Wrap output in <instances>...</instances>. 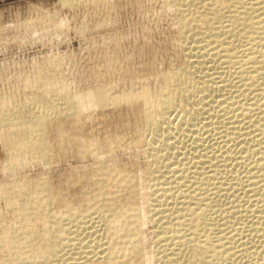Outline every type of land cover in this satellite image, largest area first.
Segmentation results:
<instances>
[{"label":"bare ground","instance_id":"1","mask_svg":"<svg viewBox=\"0 0 264 264\" xmlns=\"http://www.w3.org/2000/svg\"><path fill=\"white\" fill-rule=\"evenodd\" d=\"M163 1L166 3V5H170L172 8L175 9V11L178 12L179 18L181 20H183V18L186 17V15L189 16V15L193 14V15H197V16H194L195 19H197V21H200L202 19V17H203V19H205V18L208 19V21H206L207 23H205V25L203 24V21H201L200 22V23H202L201 25H204V26L203 27L199 26L200 28L199 27L198 28L197 27L192 28V27H190L189 24L185 25V22L181 21V35H183V40H184V42L183 41L182 42L184 43L186 50L189 51V54H187L189 56L188 57L189 62H187L186 67H183L180 70L177 69L178 71H172V73H170L171 81H174L176 88H177L176 97H173V96L171 97V96L166 95V97L160 103L161 108L159 107L160 110L157 113L153 112L152 110H144L145 118H144L143 123L140 125L141 130L138 132V136L136 137V139H134V142H133V143H136V145H143V143L144 144L147 143L148 148L150 150V153H149L150 157H152V160H153L152 164L154 165L152 167L153 169H151V171L154 170V168L156 167L155 170H158V172H161L159 170H161V168L163 166H165L164 159L167 158L170 162H175V159H176L175 163H177V159L178 160L181 159L180 157L174 158V155L176 154V149H178V147L182 146V144H180V143H179L180 146H178L177 142H174V143L172 142V139L174 140V138H175V136H173V133L175 130L179 129V127H181V126H188L191 124H192V126H194L195 123L196 124H197V122L199 123V121H201L200 120L201 118H199V117H200L201 113H204V112L206 113L207 109L205 110V107H207L208 105L217 104V106H220V108L224 107V106L225 107L231 106V105H227V104H231L229 101H231L232 99L230 97L227 98L228 96L224 97V96H226V94H224V92L228 91V88H230V86H228V85L232 81V79L229 78L230 75H229V77L227 75L228 70H230L232 68L239 69V72H238L239 74L236 73V75L238 74L239 75L238 78H240V81L242 80L241 81L242 82L241 85L243 84L242 87L249 94H250V92L248 90L251 91L254 88H256V90L254 89L253 93H256L254 91H258L260 93L259 94V100H257L256 103H254V104L252 103L253 105L249 104V103H251L250 101H249V103H247V104H249V106L247 104L245 105L243 102H238L239 113H238V115L235 114V117H236V118L234 117L235 120L238 119L237 121L239 122L240 119L238 117H240V118L242 117L243 119L245 117V122H246V119L249 120L248 117L253 113V111L258 110V112H259L260 110L261 111L264 110V87L259 88V86H260L259 84H261V83H259V81L263 80V79H261L262 78L261 75H262V72L264 69V0H163ZM81 3H82V0H61L62 5H71V6L77 7ZM71 8H73V7H71ZM49 18H50V16H49ZM57 20H59V19H57ZM48 21L50 23V26L48 28H44V30L48 33L52 32V31H53V33L54 32L58 33V30H59L61 23L59 22L60 25H57L55 23L54 24L52 23L53 20L52 21L48 20ZM54 21H56V20H54ZM56 23H57V21H56ZM21 28H23V27H21ZM42 29L43 28H41V31H43V33H44V30H42ZM39 36H41V35H39ZM31 38H33V37H31ZM184 45H182V46H184ZM56 62H54V64H56ZM36 68L38 70V67H36ZM32 70H33V68H32ZM6 72L9 73V71H6ZM232 73H235V72L232 71ZM38 74H40V69L38 70ZM0 75H1V73H0ZM52 75H53V73H52ZM17 76H19V75H17ZM44 77L45 78H43V76L38 77L39 80L42 82V84H44V89L41 90V92H39L35 89L36 90L35 92H39V93L33 92L32 96H31L32 98H30L31 104L29 103L30 101L28 100V102H26V103H29V104H23V105H20L19 107L17 106V108H14V109L11 108L12 111L11 112L9 111L10 113L5 112V114L4 113L0 114V140H1V143L3 144V147H5L4 149H6V153L7 152L9 153L8 154L9 156L7 155L9 158L7 159V161L5 160L7 162V163H5L7 165L5 171H7V169H10V171L16 170L19 168L22 169V166L24 168V165H26L28 163L30 165V160H36V162L39 160V162L42 161V163H43V161H45V159L51 154V152L53 150H58V151L62 150L64 155H66V156L68 155V153L73 152L76 149L78 151V154H80V155H83V153L86 154V152H88V153L99 156L101 154L103 155L104 151H108V150L111 151L113 149H116V146H122L123 145V138L120 136L121 134L118 135V134L113 133L111 135V134L107 133L104 136L105 138L103 140L100 139V137L98 135L94 136V137H89L86 135H83L82 137L80 135L74 136L73 132L75 130H77L76 125H79V123L82 121V118H81L82 114H78L77 112L72 114L69 112L70 110H68L70 115H66V119H69V118L74 119L75 118V120L71 121L72 126L65 127V125L63 124L64 121L61 119L63 103H61V100H62L61 99L62 98V92H61L62 84H61L60 78H62V77H60V78H52V77L46 78V76H44ZM35 79L33 80V78H32V80H30V76H28V78H25L24 79L25 81H23V82L25 85H31V87H32L33 83H35V82L37 83L39 81L38 79L37 80H35ZM234 79H235V77H234ZM47 80H49V81L53 80L54 82L51 84H48ZM15 84H17V83H15ZM240 87L239 88L237 87V88L240 89ZM235 92H233V93H235ZM230 93H232V92H230ZM109 94H108L107 100L110 99ZM87 96H89V95H87ZM104 96H105V94H104ZM102 97H103V95H102ZM106 97H107V95H106ZM240 97H243V94H240ZM233 98H235V97H233ZM1 99H2V101H6L5 98L4 99L0 98V100ZM27 99H29V98H27ZM177 99H181L180 101H182L185 104V106L183 107V110H181L182 108H179V106H178L179 103L176 101ZM175 101L178 103V105L176 104ZM251 101H253V100H251ZM4 103L7 104L8 102L7 103L4 102ZM235 103H237V102H235ZM232 104H234V103H232ZM28 105L33 106L34 109L31 110L33 107L32 108L30 107L31 108L30 109L28 107ZM2 106L4 107V104H2ZM5 106H7V111H8V108L11 107V105L9 103ZM188 106H192V109H189ZM185 107L188 108V109L186 108L187 111L185 110ZM102 108H104V107H102ZM220 108H217V109H220ZM232 108L230 107L231 110H232ZM173 109L176 110L174 113L177 115L173 116V118H169V115H170L169 112L172 111ZM234 109H235V107H234ZM3 111H4V109H3ZM210 111H212V110H210ZM214 111H215V108H214ZM216 111H215V113H218ZM68 112H67V114H68ZM228 112H229V109H228ZM168 113H169V115H168ZM90 114H91V112L88 115H90ZM262 114H264V113H262ZM171 115H173V113ZM202 115H205V114H202ZM253 115L256 116V114L254 113V114H252V118L254 117ZM211 116H212V114H211ZM211 116L209 114L210 119H211ZM226 116H228V115H226ZM232 116L233 115H231V117ZM88 117H87V119H88ZM228 117L231 118L230 114ZM234 118H231V119H234ZM204 119H202V120H204ZM231 119H228V120L230 121ZM243 119H241L240 121H242ZM261 121L262 120H258V119H257V121L252 120L251 125L253 124V126L256 127L258 131H260L259 129H260ZM210 122H212V121H210ZM219 122H221V121H219ZM219 122H218V124H219ZM233 122H231V123L229 122V123L233 124ZM238 122H235V123L239 124ZM223 123H224V121H223ZM226 123H228V122H226ZM226 123H225V126L227 125ZM246 123L248 124V122H246ZM218 124L215 123V126ZM241 124H243V122L242 123L240 122V125ZM197 125L200 126V124H197ZM207 125H208L207 128H209L210 126L214 125V123L213 124L207 123ZM248 125H249L248 127L250 128V124H248ZM164 126L167 127V129H165V135L163 134L164 131L162 133L163 137L157 135L158 131H162L161 129H164ZM205 127L206 126H204V128ZM213 127L214 126H212V128ZM220 127H218L219 130L221 129ZM222 127H224V126H222ZM126 128H128V126H126V124H124L122 129L125 131ZM204 128L202 127L200 131H203L202 129H204ZM216 128L217 127H214L212 129V131L215 132ZM227 128H228V126H227ZM249 128H247V129H249ZM230 129H235V128L233 127ZM221 130H223V129H221ZM235 130H237V129H235ZM241 130H243V128ZM180 131H182V132H180L181 136H184V137L188 136V135H186L184 129H180ZM193 131H195V130H193ZM193 131H192V133L194 135ZM232 131L234 132V130H232ZM186 132H188V131H186ZM198 132L199 131H197V133ZM224 132H227V130ZM255 132H256V130L254 131V133ZM208 133H209V131H208ZM221 133H223V132H221ZM221 133H219L217 135H221ZM231 133H229L228 135L230 136ZM251 133L253 134V132H251ZM52 134H54L55 137L50 138V136ZM176 134H177V132H176ZM210 134H212L211 136L213 137L214 136L213 134H215V133H210ZM233 134H236V133H233ZM217 135H215V136H217ZM228 135H226V136H228ZM157 136L162 137L161 139H163L162 141L158 140L160 143H157L158 141L156 142ZM191 136L192 135H190L188 137H191ZM201 136H203V134H201ZM244 136H247V135H245V133H244ZM244 136L242 135V137H244ZM256 136H257V134H256ZM221 137H223V136H221ZM197 138H196V140H197ZM193 139H195V137H193L191 140H193ZM199 139H202V138H199ZM212 139L215 140L216 138L215 139L212 138ZM225 139L226 138H224V140ZM231 139L233 140V138H231ZM179 140H180V138H179ZM235 140H238V138ZM186 141H188V140H186ZM193 141L195 143V140H193ZM207 141H210V140L208 139ZM226 141H229V140H226ZM189 142H191V141H189ZM234 142H233V144H234ZM218 143H219V141H218ZM222 143L224 144V142H222ZM222 143H220V144H222ZM241 143H243V142H241V139H240V143H238V145ZM156 144L157 145L160 144L162 147H164V149L162 150L161 147L158 148L159 145L155 146ZM209 144H212V142H209ZM209 144H208V146H209ZM191 145H190V147H191ZM238 145H236V147ZM196 146H197V144H196ZM232 146H234V145H232ZM200 147L202 148V146H200ZM211 147L205 146L204 148L208 149ZM185 148H186V146H185ZM192 148H193V146H192ZM192 148L190 150H192ZM213 148H214V146H213ZM234 148H235V146H234ZM193 149H195L194 151H196L198 148L194 147ZM242 149H244V148H242ZM199 150H201V149H199ZM216 150H217V148H216ZM216 150H214V151H216ZM221 150H223V147ZM230 150H231V148H230ZM249 150L250 149L244 150L245 154L250 153V152L251 153L254 152V151L249 152ZM164 151L166 152L165 154H164ZM184 151H187V150L184 149ZM206 151L207 150L205 149V154H207L210 150L207 153H206ZM211 151H213V150H211ZM221 152L224 153L223 151H221ZM189 153L191 154V151H189ZM200 153H202V152H200ZM215 153L216 152H214L213 155L216 156ZM217 153H218V150H217ZM228 153H229V151H228ZM232 153H233V150H232ZM238 153L239 152L237 151V154L236 153L235 154L238 155ZM179 154H177V155L179 156ZM241 154H239V155H241ZM186 155L187 154L185 153V156ZM195 155H196V157L194 156V158H196V161L198 158L200 159L199 162L197 163V165L206 163V164H209L210 167L215 168V165L212 162V158H214V161H215L214 156L211 157V160H208V159L204 160L201 157L202 154L201 155L195 154ZM199 155H200V157H199ZM221 155H217V156L221 157ZM263 155H264V153H263ZM60 156H61V152H58V153L56 152V157H60ZM185 156H184V158H186L188 155L186 157ZM202 156L204 157V154ZM217 156H216V158H217ZM223 156L224 155H222V157ZM208 157L210 159V156H208ZM220 157H218V159ZM227 157L230 158V155L229 156L227 155ZM227 157H226V159H227ZM244 158H245V160H247L248 155L245 156ZM190 159L191 158H189V160ZM224 159H225V157H224ZM231 159H233V158H231ZM236 159H237V157H236ZM46 160H48V159H46ZM242 160H243V157H242ZM258 160H259V158H258ZM225 161L229 162V160H225ZM236 161H238V160H236ZM183 162H185V160ZM219 162H221V161H219ZM248 162H249V160H248ZM31 163H33V162H31ZM189 163H190V161H189ZM47 164H48V162H47ZM169 164H168V166H169ZM195 164H196V162H195ZM241 164H242V162H241ZM174 165L175 164H172L171 167H173ZM197 165H196V167H197ZM223 165H228V164H222V167H223ZM232 165H233V162H232ZM180 166L181 165H179V167ZM188 166H189V164H188ZM191 166H193V165H191ZM25 167H27V166H25ZM179 167H177V168H179ZM196 167H194V168H196ZM200 167L202 168V166H200ZM200 167H197V168L200 169ZM177 168L174 171L169 169V171L171 172V173L170 172L169 173L171 175L173 173L174 174L175 173L180 174V176H178V177H176L174 174L172 175L173 177L175 176V179L173 180L172 183L168 182V180H165V178L163 177L164 176L163 174L166 173L165 169H164V172H161V173H163L162 174L163 179L166 181L165 183H164V181L160 182V181H158L159 179L155 180V178H154V180L157 181L155 183V185H153L154 189H155L153 191H155V193L154 194L152 193V195H153L152 197L154 198V199H152L153 203H154L153 211H154V216L156 218L154 220L156 225L154 223L153 226H155V227L157 226L156 227L157 233H155L156 231L154 229V231H155L154 233L156 234V236H155L156 240L155 241H157V244H155L157 246V247L155 246L157 248V250H155L156 252L154 254H150V253L146 254L145 250L143 249L144 244H143V237H142L141 232H142L143 226L145 225L146 218L139 209V207H141V204H142L141 198H140V190L138 187L139 179H138L137 173H135L134 171L130 172L131 170H129V171L125 170L126 168L123 169V168H120L118 166H114L113 168L112 167H106V168H102V167L100 168L99 167V168H97V170H95V172L91 176L84 175V173H83V176L80 179L82 180V179L86 178V180L89 182V184L92 187L96 186V188H95L96 191H94V193H92L91 191H88V190L86 191V188H87L86 187V188H84L85 191H84V193H82V196L77 194L76 191L71 192L69 190V188L71 186L75 187L74 185L76 183L74 184V183H71V181H69V182L66 181L68 183L66 189L60 188V187L52 188L51 186H49L48 182L46 181L47 178H42L41 180H38L36 183H34V182L29 183L28 181H26L23 183L21 182V183L15 184V185H13L14 187L10 186L14 189H11L10 187H8V189H6L5 192L8 193L10 191H13V193L12 192L11 193L14 195L9 193L10 194V195L8 194L9 198L7 197L8 195H6V197L8 198V201H9L7 209L8 208H10V210L12 209L13 210L12 215L17 219V221L11 220L10 222L15 221L16 223H19L18 229L20 228L19 229L20 231L16 232V231H18L17 228L16 229L14 228L15 227L14 225L16 223L12 222L13 224L14 223L15 224L14 225L10 224L9 226H6L4 228V231H3V236L0 237V250L4 249V250H6V252L8 251L10 253V256H11V257H9L10 262L7 264H28V263H31V264H47L51 261L52 262L54 261L55 263L57 261L58 263H56V264H59L60 262L62 264H223V263H225V260L223 261V258L226 259L228 256H231L230 254L233 253L231 251L232 249L235 251L236 247H234L232 245H234V242L237 239L234 240V238L236 236L233 237V234L236 235L235 233L237 231L235 232V229L231 230L232 227L229 226L231 231L229 229H228L229 231H225V230L221 229L222 231L220 230L221 232H218L217 230L219 228H221L222 226L226 227L227 224L228 225L232 224V223H230V224L227 223L228 220L227 221L225 220V222L227 224L222 225L220 227L221 224L220 225L218 224L219 223L218 218L222 219V217H223L222 215L224 213L225 214L228 213L229 211H227V210L228 209L231 210L230 208L234 207V206H231V207L227 208L226 205H228V204H226L222 201L223 204H226L225 205L226 210L223 211V208L221 209V207L223 205L222 206L220 205L221 198L225 197L226 200L229 199V193H230L229 191H231L232 188H233L232 190L234 191V187H232L230 185V183H232V182H228V183L226 182L224 184L223 181H220V183L223 182L224 186L229 184L231 186L230 188L228 187L229 185L227 186L228 188H224L222 184H220L221 187L217 186V184L219 185L218 182L220 180L221 175H223L222 170L221 171L218 170V171H220V172H218L215 169L214 170L211 169L208 172L209 168L207 169V167H206L207 171L202 168V170H204L205 172L201 173V172L197 171L194 173V171H193L194 169L192 168V170H190V171H193V173L187 174V172L189 173L188 170H189L190 166L187 167L188 168L187 170H186V167H184L183 169L182 168L177 169ZM197 168L195 170H198ZM225 168H226V166H225ZM246 168H248V167H246ZM217 169H220V165H219V168H217ZM226 169H228V166ZM226 169H224V171ZM236 171H238V170H236ZM226 172H228V171H226ZM247 172L249 173V171H247ZM151 173H153V172H151ZM248 173H246V175ZM154 174H155V172H154ZM154 174H152V175H154ZM157 174H159V173H157ZM224 174H226V173L224 172ZM156 175H155V177H157ZM165 175H167V173ZM251 175H252V177H254L253 174H251ZM223 176H226V175H223ZM227 176H229V175H227ZM99 177H101L100 178L101 180H99V182H97L96 179ZM170 177L171 176H169L168 178H170ZM244 177H243V179H244ZM246 177L248 178V176H246ZM255 177H257V175ZM226 178L222 177L223 180H225ZM240 178H241V176H240ZM250 179L252 180L251 177H250ZM170 180H172V179H170ZM226 180H229V179L227 178ZM91 182H93V183H91ZM158 182H160V183H158ZM238 182H239V180H238ZM242 182L245 183L244 180ZM247 182H248V180H247ZM140 183H141V181H140ZM261 183H262V181H260V184ZM153 184H154V182H153ZM206 185H208L212 188L208 189V187H206ZM236 186H238V183H236ZM240 186H242V185H240ZM247 186H243V187H247ZM249 186H250V184H249ZM251 187L253 188L255 186L251 185L250 188ZM236 188H238V187H236ZM240 188H242V187H240ZM1 189L2 188H0V191H1ZM3 189H2V191H3ZM212 190H213V193L211 192ZM257 190H259V189H257ZM153 191H151V192H153ZM236 191H237V189H236ZM240 191L242 192L241 189H240ZM243 191H244V189H243ZM250 191H253V190H249L248 194L250 193ZM255 191H253L252 193H254ZM16 192L18 193V195L17 194L15 195ZM119 192H123L126 194L125 201L122 200V197L116 196V194ZM0 193H2V192H0ZM233 194H237V193H233ZM233 194H232V196H234ZM257 194H259V196H261L260 191H259V193L257 191ZM262 194H263L262 196H264V193H262ZM103 196H107V197H104L102 199L101 197H103ZM112 196H114V197H112ZM237 196H238V194L235 196V200H236V198L238 200ZM249 196H250V194H249ZM226 197H228V198H226ZM248 197L246 199L250 200L251 197H249L250 199ZM263 198H260V199H262L261 202L263 201ZM222 200H224V199H222ZM241 200H242V198H241ZM241 200L239 198V201H241ZM258 200L259 199H257V201ZM98 201L103 202L104 205L102 204L103 206L101 207L100 210L92 212L94 209H97V202ZM227 201H229V200H227ZM236 201H233V202H236ZM254 201H255V203H257L256 200H254ZM243 202H245V201H243ZM227 203H230V202H227ZM232 204L233 203H231V205ZM238 204L239 203H237L235 205H238ZM5 205H7V203ZM54 205L57 206L56 210L55 209L53 210ZM242 205H239V206L241 207ZM247 205L244 204L243 206L246 207ZM262 205H264V204H262ZM239 206H237L238 210L240 208ZM250 206L253 207V203ZM254 206H255V204H254ZM242 207H241V209H242ZM248 207H249V205H248ZM246 208H245V212H246ZM260 208L262 209V207H260ZM224 209H225V207H224ZM233 210H235V209H232L231 211H233ZM238 210L236 211V213L241 212L240 210H239L240 212ZM8 211H9V209H8ZM243 211L244 210H242V212ZM6 212H7V210H6ZM2 213L3 212L0 211V220L2 218ZM259 213H262V211L258 210V209H257V211L252 210V211H248L246 216L247 215L248 216L250 215V217L253 216L251 218H254L255 220H257L258 223L259 222L261 223V221L263 222L264 220L262 218V215H260ZM78 214H80V215H78ZM92 214L98 215L99 220L103 219V220L110 222L109 218H111V219L114 218V220H111V221L117 222V220H118L117 218H120L121 222H117L116 224L114 223L115 226L113 227V231L110 235L104 234V236H103V237H105V238H103L105 240L104 242H101L99 239H98V241H96V239H95V241L97 242V244H95V245H97V246H95L96 248L94 246H92L95 248L94 251H91L90 253L87 252V254L85 256L83 255L84 257H77L74 255L68 259V258H65V257H67L65 255H63L65 257H62V254L60 256V253L64 250L63 248H62L63 250H61L63 243L64 242L66 243L67 241L69 242L70 240H72V239H70V240L68 239V237L71 238V236H67V240H66L65 235H66V233H68L67 231H69V230H66V228L63 227V224H64L63 222L66 223V221H68V222L69 221H71V222L77 221V222H79V224L80 223L82 224L83 222H80L81 221L80 219L85 220L86 216H88V218L91 219ZM233 214L235 216V213H233ZM243 214H245V213H243ZM3 215H4V213H3ZM227 215L228 214H226V216ZM230 215H232V213ZM89 216H91V217H89ZM226 216H225V218L227 219ZM238 218L239 217H237V219ZM240 218H242V217H240ZM64 219L66 221H64ZM88 220H86V221H88ZM247 220H249V219H247ZM219 221L222 223L224 220L223 221L219 220ZM229 221H232V220H229ZM225 222H223V223H225ZM252 222L256 223V221H252ZM233 224H234V222H233ZM260 225H262V223ZM19 226H21V227H19ZM71 226H73V225H71ZM91 227L92 226H90L89 228H91ZM253 227H255V226H253ZM253 227H251V229ZM257 228H255V230H254L255 231L254 233L256 234V236H257V233L259 234V232H262V233H260V235L263 234L262 237H264L263 227L261 228L262 230H259L260 227H259V229H257ZM31 229L32 230L37 229V230L31 231ZM226 229H227V227H226ZM238 229L240 230V227ZM236 230H237V228H236ZM239 230H238V232H239ZM72 231H74V230H72ZM88 231H90V230H88ZM183 231H185L186 234H184L185 232H183ZM212 231L214 233L217 231L218 235L216 232L215 234L213 233L215 235V237L212 236ZM238 232H237V237H238ZM246 232H247V230H246ZM252 232H250V233H252ZM90 233L92 234V232H90ZM21 234H23V235H21ZM188 235H190L189 238L187 237ZM239 237H241V236H239ZM262 237H260V238H262ZM99 238H101V237H99ZM245 238L247 239V237H245ZM245 238H244V240H245ZM249 239H251V238H249ZM258 239H259V237H258ZM72 241H70V242H72ZM74 241L76 242V240H74ZM95 241H94V243H95ZM236 242H235V244H236ZM241 242H243L242 238H241ZM241 242L238 244V246L242 245V247H243V244H241ZM81 244H83V243H81ZM246 245L247 244L244 245L245 248L247 247ZM238 246H237V249H239ZM66 247L68 248V246H65V248ZM67 248H66V250H67ZM70 249H72V246L70 247ZM230 251L232 253H230ZM240 251H242V249H240ZM248 252L246 254L247 256L250 253V252L249 253ZM255 252H252V253H255ZM260 252H262V250L259 251V254H261ZM72 253H73V251H72ZM236 253H237V251H236ZM237 255H239V254H237ZM254 255L257 256V254H254ZM232 256H234V258H235L236 254H234ZM259 256H260L259 259H257L258 256L255 259L258 260V262L263 261L262 263L264 264V254L262 253V256L261 255H259ZM249 257L250 256H248V258ZM230 258H233V257H230ZM250 261H253V260H250ZM226 262H227V260H226ZM253 262H255V261H253ZM0 264H2V263L0 262ZM51 264H54V263H51ZM228 264H230V263H228ZM255 264H257V263H255Z\"/></svg>","mask_w":264,"mask_h":264},{"label":"rangeland","instance_id":"2","mask_svg":"<svg viewBox=\"0 0 264 264\" xmlns=\"http://www.w3.org/2000/svg\"><path fill=\"white\" fill-rule=\"evenodd\" d=\"M71 7H73V8H71ZM48 15L50 16V18ZM194 16H197V15H193V14L189 15V16L186 15V17H184L183 20H181L179 18L178 12L175 11V9L172 8L170 5H166V3L163 0H82V3L80 5H78L77 7L71 6V5H62L61 0H0V27H1L0 28V73H1V75H0V98H3V99L5 98V100H6V101H2V99L0 100L1 101L0 102V114H2V113L5 114V112L8 113L9 111L11 112L12 111L11 108L12 109L17 108V106L19 107L20 105H23V104H29V103L31 104L30 98H32L31 96H32L33 92H35L36 90L41 92V90L44 89V84H42V82L39 80L38 77H42V76H43V78H45L44 76H46V78H49V77L60 78V77H62V78H60V81L62 84V89H61V92H62V98L61 99L62 100H61V103H63L61 119L64 121L63 124L65 125V127L72 126L71 121L75 120V118L74 119L73 118L66 119V115H70V113L73 114V113L77 112L78 114H82L81 115L82 121L79 123V125H76L77 130H75L73 132L74 136L80 135L82 137L83 135H86L89 137H94V136L98 135L100 137V139L103 140L105 138L104 136L107 133L111 134V135L114 133V134H118V135L121 134L120 136L123 138V145L122 146H116V149H113L111 151H109V150L104 151L103 155L101 154V155L97 156V155H94V154H91L88 152H86V154L83 153V155H80V154H78V151L76 149L75 151L68 153V155L66 156V155H64L62 150L61 151L53 150L51 152V154L46 158L48 160L45 159V161H43V163H42V161L39 162V160L37 162H36V160H30V165L28 163V164L24 165V168L22 166V169L19 168V169L12 170V171H10V169H7V171H5L6 166H7L5 163H7L6 161L9 158L8 157L9 153L8 152L6 153V149H4L5 147H3V144L1 143V140H0V188H2V189L4 188L3 191H2V189L0 191V192H2V193H0V211L4 213V215L2 213V218H1L2 221L0 220V237L3 236V231H4V228L6 226H9L10 224H13L12 222L17 221V219L12 215L13 210L12 209L10 210V208H8L9 209V211H8V209H7L8 202H9L8 198L10 195L9 193H11V192L13 193V191H10L8 193L5 192L6 189H8V187H10V186L14 187L13 185L21 183V182L23 183L26 181H28L29 183L30 182L36 183L38 180H41L42 178H47L46 181L48 182L49 186H51L52 188L60 187V188L66 189L67 184H68L66 181H68V182L71 181V183H74V184L76 183L74 185L75 187L70 185L71 187L69 188V190L71 192L76 191L77 194L82 196V193H84V191H85L84 188H86V187H87L86 191L88 190V191H91L92 193H94V191H96V189H95L96 186L92 187L89 184V182L86 180V178H84L82 180L80 179L83 176V173H84V175L91 176L95 172V170H97V168H99V167L100 168L101 167L102 168H106V167H112L113 168L114 166H118V167L123 168V169L126 168L125 170H128V171L131 170L130 172L134 171L138 175V179H139L138 187L140 190V198H141V203H142L141 207H139V209L146 218L145 225L143 226L142 232H141L142 237H143V244H144L143 249L145 250L146 254L147 253L154 254L156 252L155 250H157V248H156L157 246L155 245V244H157V241H155L156 240L155 239L156 238L155 233H157V231H156L157 226L156 227L153 226L155 223L154 220L156 218L154 216V211H153L154 203L152 200V199H154L152 197L153 196L152 193L153 194L155 193V191H153V190H155L153 185H155V183L157 182L155 180L159 179L158 181H160V182L164 181V183L166 182L165 180H168V182L172 183L173 180L175 179V176L178 177V176H180V174H178V173L174 174L173 173L175 175L173 177L172 176L173 174L172 175L170 174L171 172L169 171V169L174 171L177 167H179V165H181L182 167L180 166L177 169H180V168L183 169L184 167H186V170H187L188 169L187 167L190 166V168L188 170L189 173L187 172V174H191V173H193V171H194V173L197 171H199L201 173L205 172L204 170H206V167H207V169L209 168L208 172L211 169H213V170L215 169L217 171L222 170V174L226 175V176L221 175L220 180L218 182L219 185L217 184V186L221 187L220 184L223 185V182H224V184L226 182L227 183L228 182L233 183V184L230 183V185L232 187H234V191L232 190L233 188L231 189V191H229L230 192L229 193V199H227L229 201H227L225 199V197L221 198V200H220L221 201L220 205L221 206L223 205L221 207V209L223 208V211L226 210V206H227V208L234 206L233 208H230V209L231 210L232 209L238 210L237 206L242 205L243 203L245 205L248 204L250 207L249 208L247 205L246 206L247 208H246L245 206H243L244 205L243 204L242 206L244 208L241 206L242 207V209H241V207L239 206L240 207L239 210L241 212H242V210H244L242 213L238 210L241 214L236 213L237 210L236 211L233 210L234 211L233 212V211L228 209L227 211H229V212L226 213L228 215L226 216L225 213H224L225 215L224 214L222 215L224 218L226 216L227 219L226 218L224 219L223 217H222V219L218 218V222H219L218 224L219 225L221 224L220 227L222 225H226L227 223H229V224L232 223L230 225L227 224V226H226L227 229L225 226H222L223 228L224 227L225 228L224 229L222 227L219 228L217 230L218 232H221L222 230L229 231L230 230L229 226L232 227L231 230L235 229V232L236 231L238 232L239 227L241 230V231L239 230V232H238V237L241 236V237H239L240 239L237 237V232L236 233L234 232L236 235L233 234V237L236 236L234 238V240L237 239L236 240L237 242L235 241L236 244L234 242V245H232V246L236 247L235 251L232 249L231 251L233 253L230 251V253H232V254H230L231 256H228L226 259L223 258V261L225 260V263H223V264H228V263H230V264H252V263L253 264H255V263L263 264L262 263L263 261L258 262V260H256L255 258L258 256L257 259H259L260 258L259 255L262 256V253L264 254V239H263L264 237H262L263 234L260 235V233H262V232H259V234L256 232L257 233V236H256V234L254 233L255 232L254 230L261 223H262V225L259 226L260 229H259V227L257 229L262 230L261 229L262 227L264 229V226H263L264 221L263 222L261 221V223L259 222L260 223L259 224L257 222V220H255L254 218H251L253 216H251V217H250V215L246 216V214L248 211H252V210L257 211V209H258V210L262 211L263 214L262 213H259V214L262 215V218L264 220V212H263L264 211L263 210L264 205H262V204H264L263 203L264 202V198H263L264 196H262L263 195L262 193H264V190H263L264 189L263 188L264 187V182H263L264 181V160H263L264 159V155H263V153H264V133H263L264 132V126H263L264 125V119H263L264 114H262V113H264L263 112L264 110H262V111L260 110L259 112H258V110H255L252 113V114H254V113L256 114V116L253 115L255 118L254 117L252 118V114H251L248 117L249 120L246 119V122H248V124H250V128L248 127L249 125L245 122V117H244V119L242 117L241 118L238 117L240 120L243 119L242 121L239 120V122L237 121L238 119L235 120V118H236L235 114L238 115V113H239L238 102H243L246 105L250 101L251 103H249V104L253 105L254 103H256L257 100H259V94H260L258 91H254L256 93H253V90L254 89L256 90V88H254L251 91L248 90L250 92V94H249L242 87V85H243V84L241 85L242 80L240 81V78H238L239 69L232 68L233 70L230 69L227 72L228 77L230 75L229 78L232 79V81L228 85V86H230V88H228L229 92L225 91L224 94H226V96H224V97L228 96L227 98L230 97L232 99L231 101H229L231 104H227V105H231V106H226V107L224 106L225 108L224 107L220 108V106H217V104H215L216 106L215 105H208L207 107H205V110L207 109L206 113L203 111L204 113H201V115L199 117V118H201L200 119L201 121H199V123L197 122V124H200V126L195 123L194 126H192V124L188 125L189 127L188 126H181V127H179V129L174 131L173 136H175V138L173 137L174 140L172 139V142L173 143L177 142L178 146H180V144H182V146L184 145L183 146L184 148L182 146H180V147L177 146L178 149H176V154H175L176 156L174 155V158H177V157L181 158V159L179 158L180 160L177 159L178 164L175 163L176 159H175V162H170L167 158L164 159L165 166H163L161 168V170H159V171L164 172V169H165L166 170L165 172L167 173V175H165L166 173L163 174L161 172H158V170H155L156 167L154 168V170L151 171V169H153L152 167L154 165L152 164L153 160H152V157H150V154H149L150 150L148 148L147 143L146 144L143 143V145H136V143H133L134 139H136V137L138 136V132L141 130L140 125L143 123L144 118H145L144 110H152L153 112L157 113L161 108L160 103L163 101V99L166 97V95L171 96V97L172 96L176 97L177 88H176L174 81H171L170 73H172V71H178V70L182 69L183 67H186L187 62H189L188 61L189 56L187 55V54H189V51L186 50L185 45L183 43L184 42L183 35H181V21L185 22V25L189 24L190 27H192V28L193 27L198 28L199 26L203 27L205 25V23H207L206 21H208V19H206L205 17H204L205 19H203V17H202L203 20L200 18L201 20L197 21V19H195ZM57 19H59V20H57ZM48 20H50V21L53 20L52 23L53 24L55 23L57 25H60V23H61L59 30H58V33L57 32L53 33V31L48 33L44 30V28H48L50 26V23ZM54 20H56L57 23ZM201 21H203L204 25H201L202 24V23H200ZM21 27H23V28H21ZM41 28H43L42 30H44L45 34L43 33V31H41ZM39 35H41V36H39ZM31 37H33V38H31ZM182 45H184V46H182ZM54 62H56V64H54ZM36 67H38V70L40 69L41 75L38 74V70ZM32 68H33V70H32ZM6 71H9V73ZM232 71L235 73H232ZM52 73H53V75H52ZM236 73H238V74L236 75ZM263 73H264V69H263V72L261 75V77H262L261 79H263V80L259 81V83H261V84H259L260 85L259 88L264 87V77H263L264 74ZM17 75H19V76H17ZM28 76H30V80H32V78H33V80L36 78L35 80L38 79L39 81L37 83L35 82L36 84L33 83L34 86L32 85V87H31V85H25L23 81H25L24 79L28 78ZM234 77H235V79H234ZM47 82H48V84H51L54 81L53 80H50V81L47 80ZM15 83H17V84H15ZM237 87L238 88L240 87V89H238ZM39 92H35V93H39ZM106 92L110 93V94L108 93L110 96L109 100H107L108 94ZM230 92H232V93H230ZM233 92H235V93H233ZM104 94H105V96H104ZM230 94L233 97H235L236 99L233 98ZM240 94H243V97H240ZM87 95H89V96H87ZM102 95H103V97H102ZM106 95H107V97H106ZM27 98H29V99H27ZM28 100L30 102L26 103V102H28ZM180 100L181 99L176 100L179 103V105L176 101L175 102L179 106V108H182L181 110H183V107L185 106V104ZM251 100H253V101H251ZM4 102H6V103L8 102L11 105V107L8 108V111H7V106H5L8 103L5 104ZM235 102H237V103H235ZM232 103H234V104H232ZM2 104H4V107L2 106ZM249 104H247V105L249 106ZM28 107L32 108L33 106L28 105ZM102 107H104V108H102ZM213 107L215 108V111L217 110L216 112H218V113H215ZM230 107L231 108L233 107L232 110L230 109ZM234 107H235V109H234ZM186 108L187 107H185V110H186ZM188 108L192 109V106H188ZM217 108H220V109H217ZM3 109H4V111H3ZM33 109H34V107L31 110H33ZM228 109H229V112H228ZM68 110H70L69 111L70 113L68 112ZM210 110H212V111H210ZM175 111L176 110L173 109L172 111L169 112L170 115L173 113V115H171V116L168 113L169 118H173V116L177 115L174 113ZM67 112H68V114H67ZM90 112H91V114L88 115ZM202 114H205V115H202ZM209 114H210V116H211V114L213 116V117L211 116V119L209 118ZM229 114H230V117H231V115H233L231 118H234V117L235 118L234 119L229 118L228 117ZM226 115H228V116H226ZM87 117H88V119H87ZM203 117L204 118L206 117V118L204 119ZM202 119H204V120H202ZM226 119L227 120L231 119V120L227 121ZM257 119L262 120L261 123L259 122L260 123V129L259 130L261 132L258 131L257 128L253 126V124L251 125L252 120L257 121ZM222 120L224 121V123ZM210 121H212V122H210ZM217 121L218 122L221 121L222 123L219 122V124H218ZM206 122L212 123V124L214 123V125H212V126L217 127L216 131L215 132L212 131V129L214 128V127L212 128V126L207 128L208 125ZM226 122H228V123H226ZM229 122L230 123L233 122V124H230ZM235 122H238L239 124H237ZM240 122L241 123L243 122V124L240 125ZM215 123H217L218 125L215 126ZM225 123L227 124L226 126H225ZM124 124H126V126H128V128H126L125 131L122 129ZM204 126H206V127L204 128ZM222 126H224L225 128ZM227 126H228V128H227ZM202 127L204 128L202 130L204 132L206 131L207 133L200 131ZM218 127H220L223 130H221V129L219 130ZM233 127L237 130L230 129ZM246 127L249 128L250 130L247 129ZM242 128H243V130H241ZM165 129H167L166 126H164V129H161L162 131H158L157 135L162 136L163 131H164L163 134L165 135ZM180 129H184L186 135H188V136L192 135V136L191 137L185 136L186 138L184 136H181L180 132H182V131H180ZM193 130H195V131H193ZM226 130H227V132H224ZM232 130H234V132ZM255 130H256V132L254 133ZM186 131H188V132H186ZM192 131L194 132V135H193ZM197 131H199V132L197 133ZM208 131H209V133H208ZM176 132H177V134H176ZM221 132H223V133H221ZM251 132H253V134ZM210 133H215V134H213L214 136L212 137L211 136L212 134H210ZM219 133H221V135H217ZM229 133H231L230 136L228 135ZM233 133H236L237 135L233 134ZM244 133L247 136H244ZM201 134H203V136H201ZM256 134L258 137L256 136ZM215 135H217V136H215ZM226 135H228V136H226ZM242 135L244 137H242ZM221 136H223L226 139L224 140V138ZM52 137H55L54 134H52L50 136V138H52ZM162 137L157 136L156 142L158 140L162 141L163 140V139H161ZM193 137H195V139H193V140H195V143L193 140H191ZM179 138H180V140H179ZM196 138L199 142L196 140ZM199 138H202V139H199ZM212 138H214V139L216 138V139L213 140ZM231 138H233V140ZM237 138H238V140H235ZM208 139L210 141H207ZM240 139H241V142H243V143L238 145V143H240ZM186 140H188V141H186ZM226 140H229V141H226ZM189 141H191V142H189ZM218 141H219V143H218ZM209 142H212V144H209ZM222 142H224V144ZM233 142H234V144H233ZM157 143H160V142L158 141ZM190 143L191 144L193 143V144L191 145ZM207 143L209 144V146ZM220 143H222V144H220ZM196 144L198 147L196 146ZM158 145L156 144L155 146H158V148L161 147L162 150L164 149V147H162L160 144H158ZM190 145H191V147H190ZM210 145L211 146L213 145L214 148H213V146L211 147ZM232 145H234L235 148ZM236 145H238V146L236 147ZM185 146H186V148H185ZM192 146H193V148L195 147L198 149L196 151H194L195 149H193ZM200 146H202V148ZM205 146L211 147V148H208V149L204 148ZM222 147H223V150H221ZM191 148L193 151L190 150ZM216 148L218 150V153H217ZM230 148H231V150H230ZM242 148H244V149H242ZM184 149H186L187 151H184ZM199 149H201V150H199ZM205 149L207 150L206 153L210 150L207 153L208 155L205 154ZM246 149H250L249 152L254 151L253 152L254 154L251 152L245 154L244 150H246ZM211 150H213V151H211ZM214 150H216V151H214ZM232 150H233V153H232ZM236 150L239 152L238 155H236L237 154ZM189 151H191V154L189 153ZM221 151H223L224 153H222ZM228 151H229V153H228ZM56 152L57 153L61 152V156L56 157ZM182 152L183 153L185 152L188 155V156L186 155L188 158L185 156V153L183 154ZM200 152H202V153H200ZM214 152H216L215 153L216 156L221 155V154L224 156L222 157V155H221V157L217 156V158H216V156L213 155ZM165 153L166 152L164 151V154ZM177 154H179V156ZM195 154H200V155L204 154V157L201 155V157L204 160L205 159L211 160V157L214 156L215 161H214V158H212V162L214 163L215 168L210 167L209 164H206V163L205 164L203 163L204 165L203 164L197 165V163L199 162L200 159L198 158L196 161V158H194V156L196 157ZM239 154H241V155H239ZM200 155H199V157H200ZM227 155L228 156L230 155V158H228ZM247 155H248V158H247V160H245L244 157ZM184 156L186 158H184ZM208 156H210V159ZM218 157H220V158L218 159ZM224 157H225V159H224ZM226 157H227V159H226ZM236 157H237V159H236ZM242 157H243V160H242ZM189 158H191V159L189 160ZM231 158H233V159H231ZM258 158H259V160H258ZM184 160H185V162H183ZM218 160L221 162H219ZM225 160H229V162L228 161L226 162ZM236 160H238V161H236ZM248 160H249V162H248ZM189 161H190V163H189ZM31 162H33V163H31ZM47 162L49 165L47 164ZM166 162L168 164L170 163L171 165L169 164V166H168V164ZM195 162H196V164H195ZM232 162H233V165H232ZM241 162H242V164H241ZM187 163L189 164V166ZM172 164H175V165L173 167H171ZM190 164L193 166H191ZM222 164H228V165H223V167H222ZM196 165H197V167L202 166V168L204 170H202L201 167H200V169L197 168ZM219 165H220V169H217V168H219ZM25 166H27V167H25ZM225 166H226V168L228 166V169H226ZM194 167H196L198 170H195L196 168H194ZM246 167H248V168H246ZM192 168L194 170L190 171V170H192ZM224 169H226V170L224 171ZM236 170H238V171H236ZM246 170L249 171V173ZM220 171H218V172H220ZM223 171L226 174H224ZM226 171H228V172H226ZM151 172H153V173H151ZM154 172H155V174H154ZM157 173H159V174L161 173V174L159 175ZM246 173H248V174L246 175ZM152 174H154V175H152ZM251 174H253L254 177L257 175V177L254 178V177H252ZM155 175L157 177H155ZM227 175H229V176H227ZM245 175L248 176V178ZM162 176L165 178V180L163 179ZM169 176H171V177L168 178ZM240 176H241V178H240ZM222 177L223 178L227 177L229 180H226L227 178L225 180H223ZM243 177H244V179H243ZM250 177L252 178V180L250 179ZM100 178L101 177L97 178L96 181L99 182V180H101ZM154 178H155V180H154ZM170 179H172V180H170ZM242 179L245 181V183L242 182L243 181ZM238 180H239V182H238ZM247 180H248V182H247ZM140 181H141V183H140ZM220 181H223V182L220 183ZM260 181H262L261 184H260ZM153 182H154V184H153ZM160 182H158V183H160ZM91 183H93V182H91ZM236 183H238V186H236ZM246 184L248 186H249V184H250V186L254 185L255 187L250 188V186L248 187ZM228 185L229 184H227L225 186L223 185V187L224 188H228V187L230 188L231 186L230 185L228 186ZM240 185H242V186H240ZM243 186H247L248 188L243 187ZM12 187H10V188L14 189ZM206 187H208V189L212 188L208 185H206ZM236 187H238V188H236ZM240 187H242V188H240ZM236 189H237V191H236ZM240 189L242 190V192L240 191ZM243 189H244V191H243ZM248 189L253 190V191L256 190L255 191L256 193L254 192L255 193L254 194V193H252L253 191H250V193H249L250 196H249V194H248L249 190ZM257 189H259V190H257ZM151 191H153V192H151ZM257 191H258V193L260 191L261 196H259V194H257ZM211 192L213 193V190ZM233 193L238 194V196H237L238 200L236 198L237 201L235 200V196L237 194H233ZM16 194L18 195L17 192L15 193V195ZM232 194L234 196H232ZM6 195H8L7 196L8 198L6 197ZM12 195H14V194H12ZM116 196L122 197V200H124V201L126 199V197H125L126 194L123 192L117 193ZM248 196L251 197V199L253 201ZM104 197H107V196H103L101 198L103 199ZM112 197H114V196H112ZM247 197L251 201L246 199ZM226 198H228V197H226ZM239 198H240V200L242 198V200L239 201ZM260 198H263L262 202H261L262 199H260ZM222 199H224V200H222ZM257 199H259V200L257 201ZM232 200L236 201V202H233ZM254 200H256L257 203H255ZM222 201L228 205L223 204ZM226 201L230 202V203H227ZM243 201H245V202H243ZM6 203H7V205H5ZM231 203H233L234 205L233 204L231 205ZM237 203H239V204L235 205ZM252 203H253V207L250 206V205H252ZM102 204H103V202L98 201L97 202V209H94L92 212L100 210L101 207L104 205V204L103 205ZM254 204L257 208L254 206ZM224 207H225V209H224ZM260 207H262V209ZM56 208H57V206L54 205L53 210L54 209L56 210ZM245 208H246V212H245ZM6 210H7V212H6ZM230 212L232 213V215H230L231 214ZM233 213H235V216ZM243 213H245V214H243ZM78 215H80V214H78ZM91 216H92L91 219L88 218V216H86L85 220L80 219L81 220L80 222L84 223V224L82 223L83 225L81 223L79 224V222H77V221L76 222H71V221L68 222L64 219V221H66V223L63 222L64 223L63 227H65L66 230H69V231H67L69 234L66 233V235H65L66 240H67V236H71V238L68 237V239L69 240L72 239L73 241L70 240L72 242L69 241L70 242L69 243L67 241L68 243L67 242L63 243L61 250H63V249L64 250L60 253V256L62 254V257L67 256L65 258H68V259L74 255L77 257H84L87 254V252L90 253L91 251H94V249L96 248L95 246H97L95 244H97L96 241H98V239L101 242H104L105 241L103 239V238H105V237H103L104 234L110 235L113 231V227L115 226V224L117 222H121L120 218H117L118 219L117 222L111 221V220H114V218H112V219L109 218L110 219V222H109V221H106L103 219L99 220L98 215H96V214H92ZM91 216H89V217H91ZM237 217H239L238 218L239 220L237 219ZM240 217H242V218H240ZM247 219H249V220H247ZM11 220H15V221L10 222ZM86 220H88V221H86ZM219 220H222V221L224 220L223 222H225V220L226 221L232 220V221H229V222L227 221V223L226 222L221 223ZM252 221H256V223L255 222L253 223ZM233 222H234V224H233ZM18 225H19V223H16L14 225L15 226L14 228L18 229ZM71 225H73V226H71ZM155 225H156V223H155ZM252 225L255 227H253ZM90 226H92V227L89 228ZM250 226L253 228L251 229ZM19 227H21V226H19ZM235 227L237 228V230ZM19 229L16 232H19L20 231ZM71 229L74 231H72ZM154 229L156 232L154 231ZM34 230H37V229H33V230L31 229V231H34ZM88 230H90V231H88ZM246 230H247V232H246ZM90 232H92V234ZM183 232H185V231H183ZM218 232H217V235H218ZM250 232H252V233H250ZM213 233L214 232L212 231V236L215 237V235H214L215 233L214 234ZM184 234H186V232ZM21 235H23V234H21ZM99 237H101V238H99ZM187 237L189 238L190 235H188ZM245 237H247V239ZM258 237H259V239H258ZM260 237H262V238H260ZM241 238H242L243 242H241ZM244 238H245V240H244ZM249 238H251V239H249ZM95 239H96V241H95ZM74 240H76V242ZM93 240L95 241V243ZM240 242H241V244H243V247H242V245L238 246V244ZM81 243H83V244H81ZM245 244H247L246 245L248 247V248L246 247L247 249L244 246ZM65 246H68V248L66 247L67 250H66ZM69 246L70 247L72 246V249H70ZM92 246H94L95 248ZM237 246L239 249H237ZM240 249H242V251H240ZM260 250H262V252H260L261 254H259ZM72 251H73V253H72ZM236 251H237V253H236ZM247 252L249 253L248 256H250L249 257L250 259L246 255ZM252 252H255V253H252ZM8 253L9 252L8 251L6 252V250H4V249L0 250V262L2 264H7L10 262L9 257H11V256H10V253L9 254ZM234 254H236L235 258H234V256H232ZM237 254H239V255H237ZM254 254H257V256ZM63 255H65V256H63ZM230 257H233V258H230ZM226 260H227V262H226ZM250 260H253L255 262L250 261ZM51 263L56 264L58 262L56 261V263H55L54 261L53 262L51 261L47 264H51ZM28 264H31V263H28ZM59 264H62V263L60 262Z\"/></svg>","mask_w":264,"mask_h":264}]
</instances>
